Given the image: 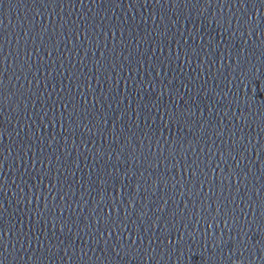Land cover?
<instances>
[{"label": "water", "instance_id": "water-1", "mask_svg": "<svg viewBox=\"0 0 264 264\" xmlns=\"http://www.w3.org/2000/svg\"><path fill=\"white\" fill-rule=\"evenodd\" d=\"M264 103V0H0V264H194Z\"/></svg>", "mask_w": 264, "mask_h": 264}]
</instances>
